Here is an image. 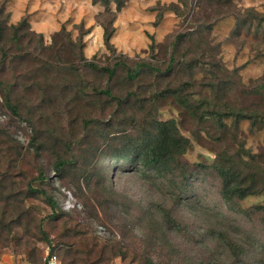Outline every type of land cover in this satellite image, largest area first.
Here are the masks:
<instances>
[{"label": "rangeland", "instance_id": "1", "mask_svg": "<svg viewBox=\"0 0 264 264\" xmlns=\"http://www.w3.org/2000/svg\"><path fill=\"white\" fill-rule=\"evenodd\" d=\"M170 3L181 4L179 0H125L113 21L110 43L115 50L130 57L146 56L144 50L152 39L160 42L177 31L179 17L165 9ZM0 4L8 13L6 24H15L26 17L30 28L42 34L45 44L62 27L75 39L79 34L77 25L82 23L84 29L89 28L82 36L84 56L87 59L94 56L102 62L109 54L103 28L96 19L104 7L92 4L91 0H0ZM235 5L241 10L252 7L264 11V0H235ZM158 8L163 9V15L154 24ZM110 9L116 10L113 3ZM232 28L234 19L229 16L219 20L212 33L221 41L220 55L225 67L237 68L241 83L247 86L251 79L264 76V41L251 36L231 39L228 35ZM82 75L83 84L89 85V73L82 72ZM73 94L71 90L68 98ZM32 106L31 110L20 107V113L31 119L30 125L11 114L0 89V129L6 130L21 146V155L15 164L0 169L6 178V187L0 186V208L6 206L12 211L1 197L15 194L22 197L26 181L42 167L51 176L46 187L64 213L61 219L45 217L43 222L62 264H146V257L158 264H241L234 260L225 240L246 243L251 236L257 240L255 244L260 253L255 257L256 251L252 249V253L247 245L246 261L242 264H264V190L243 199L224 201L220 193L221 179L212 172L192 191L196 195L191 203L177 204V191L166 179L127 172L124 164L111 168L108 161L99 162L94 169L99 172L103 166L112 181H100L90 175L95 157L90 153L89 128L84 131V121L101 112L97 107H89V95L80 93L67 105ZM159 117L175 118L180 132L189 138L190 145L181 157L188 164L211 163L215 150L230 143L228 137L224 143L220 138L235 132L232 119H225L227 128L220 131L211 119L196 126L189 116L168 104L159 105ZM236 132L248 154L255 157L251 160V155L243 154L235 160V167L238 162H248L247 166L240 163L237 168L247 167L257 174L260 182L264 176V160L258 161L257 157L264 154V130L252 132L249 122L243 120ZM35 134L36 145L42 144L38 150L36 145L29 144ZM58 156L70 161L60 173L62 177H55L51 170ZM257 161L259 164L255 165ZM256 166L260 170L256 171ZM25 204L36 216L50 212L40 198H28ZM165 213L179 223L177 230L165 229L161 233L159 223ZM0 234V260L7 255L12 264H43L50 250V245L38 238L32 225L30 230L16 226L9 232L4 228Z\"/></svg>", "mask_w": 264, "mask_h": 264}, {"label": "trees", "instance_id": "2", "mask_svg": "<svg viewBox=\"0 0 264 264\" xmlns=\"http://www.w3.org/2000/svg\"><path fill=\"white\" fill-rule=\"evenodd\" d=\"M91 1L104 7L96 16L109 51L102 62L94 56L89 59L84 56L82 36L89 28L84 29L82 23L76 24L79 34L75 39L62 27L52 34L50 43L45 44L42 34L30 28L26 17L15 24H6L8 13L0 4V89L11 114L31 125V119L20 113L21 106L31 110L32 105L36 108L50 107L55 103L67 105L84 92L89 95V107L101 112L84 121V131L89 128L90 153L95 157L90 175L100 181H110L111 175L103 166L99 172L94 167H98L101 161H108L111 168L115 164L118 167L124 164L127 172L166 179L177 191V204L191 203L196 195L195 192L192 195V191L212 172L221 179L220 193L224 201L243 199L263 191L264 176L259 182L257 174L247 167L245 170L237 168L240 163L247 166L248 162H238L235 167V160L248 154L242 141L238 140V124L246 120L252 132L264 130V76L251 79L250 84L244 86L238 77V69L229 70L222 62L221 41L216 40L212 32L219 20L231 16L234 28L229 32V38L251 36L264 41V11L252 7L238 9L235 0H179L180 5L170 3L165 9L179 17V29L163 41L152 39L144 50L146 56L136 54L130 57L116 51L110 43L116 12L125 5V0ZM112 3L115 11L110 9ZM162 15L163 9L158 8L154 24L160 22ZM82 72L89 73V85L83 84ZM71 90L73 97L68 98ZM161 103L186 114L196 126L211 119L220 131L227 128L225 119H232L235 132L219 140L224 143V138L228 137L230 143L215 150V158L209 164L184 162L181 157L190 140L180 132L175 118L159 117ZM36 138L35 134L30 139L31 146L36 145ZM70 143L68 141L66 145L68 148ZM41 145L37 144L35 150ZM20 150L18 142L11 139L6 130L0 129V169L15 164L21 155ZM254 157L251 155V160ZM257 158L258 161L264 160V154H258ZM258 161L255 165L259 164ZM67 164H70L69 160L58 156L51 168L53 175L62 177L60 173L68 167ZM256 168V171L260 170L258 166ZM4 177L0 170L2 187H6ZM50 182L51 176L38 167L37 174L26 181L22 197L3 195L1 198L6 199V205L8 203L12 211L6 206L0 208V230L5 228L11 232L16 226L30 230L32 225L39 234L38 238L50 245L49 252L57 255L43 224L45 217L52 220L64 216L46 187ZM28 198H40L50 212L36 216L25 204ZM159 224L163 229L161 233L165 229L179 228L175 218L166 213ZM225 242L234 260L241 264L246 261L247 245H250L251 252L252 249L256 251L257 254L252 252L255 257L260 253L257 252V240L252 236L246 243L231 239ZM145 263L158 264L149 257Z\"/></svg>", "mask_w": 264, "mask_h": 264}, {"label": "built area", "instance_id": "3", "mask_svg": "<svg viewBox=\"0 0 264 264\" xmlns=\"http://www.w3.org/2000/svg\"><path fill=\"white\" fill-rule=\"evenodd\" d=\"M44 264H61V261L57 257L56 254L50 253L49 251L46 252L44 256Z\"/></svg>", "mask_w": 264, "mask_h": 264}, {"label": "crops", "instance_id": "4", "mask_svg": "<svg viewBox=\"0 0 264 264\" xmlns=\"http://www.w3.org/2000/svg\"><path fill=\"white\" fill-rule=\"evenodd\" d=\"M0 264H12V263L10 262V258H8V256L5 255L2 257V260H0Z\"/></svg>", "mask_w": 264, "mask_h": 264}]
</instances>
